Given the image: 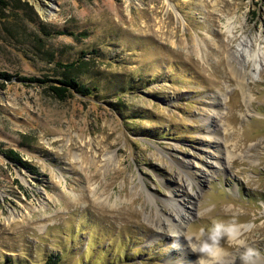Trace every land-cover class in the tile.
Masks as SVG:
<instances>
[{
  "label": "rangeland",
  "instance_id": "1",
  "mask_svg": "<svg viewBox=\"0 0 264 264\" xmlns=\"http://www.w3.org/2000/svg\"><path fill=\"white\" fill-rule=\"evenodd\" d=\"M3 2L0 264H196L215 221L264 264V0Z\"/></svg>",
  "mask_w": 264,
  "mask_h": 264
},
{
  "label": "clouds",
  "instance_id": "2",
  "mask_svg": "<svg viewBox=\"0 0 264 264\" xmlns=\"http://www.w3.org/2000/svg\"><path fill=\"white\" fill-rule=\"evenodd\" d=\"M185 239L191 252L197 254L196 264H257L260 257L241 229L224 221H215L206 230L192 232ZM225 240L239 252L230 262L225 261L229 255L222 245Z\"/></svg>",
  "mask_w": 264,
  "mask_h": 264
},
{
  "label": "trees",
  "instance_id": "3",
  "mask_svg": "<svg viewBox=\"0 0 264 264\" xmlns=\"http://www.w3.org/2000/svg\"><path fill=\"white\" fill-rule=\"evenodd\" d=\"M0 6H6L3 0H0ZM58 66L62 67L65 71H70L74 69L76 66V63L73 64H59ZM2 77H5L6 79H9L10 77L7 76L6 74H2ZM27 81L29 82H39V83H44L40 80L36 79H28ZM55 83L59 84L60 86H49V91L52 92L55 97H57L59 100L64 101L67 98V95L70 94V90H72L75 94L81 95L82 97H90L92 95V89L87 87L84 84L79 83L77 80L74 78H66L64 81H55ZM17 161V160H16ZM61 263V258L55 254V255H49L45 261L41 263H36V264H60ZM4 264H28V263H22V262H16L13 261L12 259H7Z\"/></svg>",
  "mask_w": 264,
  "mask_h": 264
},
{
  "label": "bare ground",
  "instance_id": "4",
  "mask_svg": "<svg viewBox=\"0 0 264 264\" xmlns=\"http://www.w3.org/2000/svg\"><path fill=\"white\" fill-rule=\"evenodd\" d=\"M48 12H50V11H48ZM48 12H46L45 10H42V13L44 14V15H48L47 13ZM246 43H248V41L247 40H245V36H244V40H242L240 43H239V45H238V48H241V50H233V52H231L230 53V57L232 58V60H236V61H238V60H240V59H242V60H244V57H249L250 58V60H256L257 58H259V55H258V53H255L253 50H251L250 49V51H246V49H247V44ZM262 59V58H261ZM263 60V59H262ZM243 65V64H242ZM241 65V69L243 68V66ZM257 67H258V65H257ZM238 71H240V70H238ZM238 76H239V74H238ZM217 157V156H216ZM110 160V159H109ZM171 219H170V217H166V221L168 222V224L170 225V223H169V221H170ZM177 229H176V227H172V226H168V231L170 232V233H177V231H176ZM176 231V232H175ZM191 257V256H190Z\"/></svg>",
  "mask_w": 264,
  "mask_h": 264
}]
</instances>
